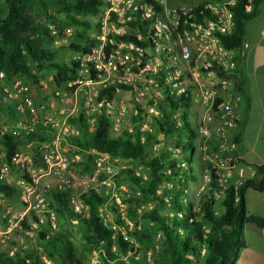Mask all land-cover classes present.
<instances>
[{"label":"trees","instance_id":"1","mask_svg":"<svg viewBox=\"0 0 264 264\" xmlns=\"http://www.w3.org/2000/svg\"><path fill=\"white\" fill-rule=\"evenodd\" d=\"M221 1V0H217ZM263 0H234L228 8L232 14L233 28L231 33L220 37L222 45L227 49L241 50L246 41V24L254 20L259 14ZM134 4H149L152 7L153 15L161 13L159 6L153 0H134ZM207 2L201 1L193 8V20L202 21L209 16L204 9ZM250 5V11L246 6ZM109 6V0H0V75L7 81L19 80L28 89L29 97L35 108H39L45 101L42 98L39 84L41 79L37 72L39 68H46L50 71L53 84L62 88L67 94H73L75 86L68 87V81L74 80L79 68L77 60H71L68 64L54 62L57 51L45 46L51 41L49 30L46 27L48 22L53 20L48 9L51 8L63 16L64 26L74 28L82 27L76 31L74 42L65 45L75 53L87 54L95 47L97 41L87 34L94 25L88 21H79L80 17H95L102 9ZM129 20L125 24L134 33L114 36L115 41L133 42L143 49H154L157 42L154 37L151 24L153 17L144 18L143 10L131 8L127 12ZM111 15V20L114 19ZM183 19H180V32L183 28ZM140 36V39L138 38ZM174 40L175 37H170ZM113 46L107 45L105 51L109 52ZM175 54V50L171 52ZM167 62V59H164ZM134 67V65H133ZM121 69V68H120ZM172 70V67H170ZM218 77L223 78L224 73L216 68ZM91 78H96L91 73ZM163 88L164 96L157 98L153 104L160 112L159 115H152L153 128L157 134L168 139L175 152L179 154L182 165L177 164L174 157L161 154L150 158L147 145L156 142L155 136L149 133L144 134V141H141V133L138 126L134 131L124 129L119 134L110 132V121L105 117L104 112L96 117L97 124L92 131H89L86 119L79 113L76 119H70L72 125H76L80 136L69 138L70 144L82 156L84 162L78 163L83 169L89 170L96 154H106L113 159H121L139 164L148 170V180L136 177L135 172L130 169L122 170L113 179L121 181L128 179L131 186L139 190L129 197L131 202L140 200H154L158 203L157 211H149L146 219L150 222L149 231L136 230V232L125 231L123 233L124 221L118 220V228H109L103 222L100 208L108 202L107 197L97 193L95 190H87L78 197L86 207V212L76 214L72 210L70 196L67 192L50 190L44 197L48 208L54 214V220L62 229L49 235L47 229L37 231L39 237V249L27 253H16L9 257L0 253V264H46L42 256H45L50 264H88L85 255L97 249L104 250V264H128L135 262L136 250L130 243L127 235L135 236L139 242L149 241L152 235H160V246L154 259V264H235L239 251L244 248L245 242L242 237V227L245 224H254L264 227V218L250 215L246 211L244 193L247 189L261 192L264 189V165L253 166L254 176L251 179H243L237 189L238 201L235 202L233 188L223 190L220 198L216 199L215 194L221 191L217 186L216 177L211 171V181L198 197L187 196L179 188L173 193L172 200L167 205L163 199L157 197L158 185L165 181L178 184L179 187H187L190 182L195 183L203 170L195 171L194 155L196 153V124L190 120L193 98L191 87H187L185 94H170L163 80L157 85ZM115 87L132 90V87L123 85H110L99 91L98 100L105 99L112 101L115 95ZM219 101L216 102V104ZM7 114L14 116L12 109L7 107ZM141 112V111H139ZM142 121L138 115L133 122ZM137 128V129H136ZM50 126L39 125L28 134L18 135L5 134L0 137L3 158L0 157V167L6 166L12 170L15 168L13 158L19 147L27 143L43 142L49 136ZM239 136L234 135V141L238 145ZM157 143V142H156ZM190 150V158H183V150ZM237 155L236 153H234ZM31 167L45 169L46 165L38 152L34 149L31 155ZM240 164H245L238 159ZM25 170V169H24ZM24 170L21 171L24 173ZM23 180L29 184L31 180L24 173ZM104 178V177H103ZM18 193V188L6 184L0 180V195L6 200H11ZM161 207V209H160ZM198 209V210H197ZM113 210L118 214L116 206ZM128 214H134L131 208L127 209ZM166 210V211H164ZM120 214V213H119ZM44 223H41L34 211H29L21 221L24 230H32L31 224L41 227L45 223L48 229L52 222L47 215ZM76 221V223H73ZM77 228L81 238V248L78 249L73 240V228ZM137 228V225H135ZM116 253L112 252V248ZM123 257L127 258L123 260Z\"/></svg>","mask_w":264,"mask_h":264},{"label":"built area","instance_id":"2","mask_svg":"<svg viewBox=\"0 0 264 264\" xmlns=\"http://www.w3.org/2000/svg\"><path fill=\"white\" fill-rule=\"evenodd\" d=\"M133 1L109 0V6L101 10V13L103 12L102 20L97 26L98 32L95 39L97 44L89 53H75L73 57V60L79 62V68L75 79L68 81V87L75 86L73 94L70 95H74V97L80 95L82 98V105L78 114L84 115L88 129L92 131L97 124L96 117L103 111L105 117L110 121V132L118 134L122 132V123L130 111L128 103L119 97V90L135 92L134 103L136 108L133 111V115L135 118L140 115L141 118L143 110L140 109L139 104L141 105V97L145 94L147 87L156 88L162 92L163 96V86L161 88L157 86L161 80H163L164 86L167 87L169 93L174 95L185 94L186 88L191 87L190 92L193 100L199 102L206 112L205 125L199 128V132L206 137L208 134L207 124L214 119L218 122L217 134L220 143L218 144L217 151L220 153V159L213 165V169L215 170L214 175L217 178V186L221 191L219 194L216 193L215 197L219 199L223 190L232 187L235 202H237V189L242 184L243 178H233L239 158L238 155L234 154H237L236 149L238 145L234 141L232 131L238 127L241 121L237 110L241 102V96L228 89L227 78L235 71L236 54L238 52L242 53V49H245L247 45L244 43L241 50L235 51L225 48L220 41V37L231 33L233 28L232 14L228 8V5L232 4V2L203 0L207 2L204 9L209 12V16L203 18L202 21L195 22L192 10L196 6L191 8L183 5L167 10L165 0H153L161 9V13L154 16L152 7L149 4L145 3L139 6L134 4ZM251 1L248 0V4ZM131 8L133 10L136 8L143 10V17L146 19L153 17L151 28L154 37L157 39L153 50L143 49L133 42L115 41L114 36L134 33L125 24V21L130 19V16H127V12ZM250 9V5L246 6V11H250ZM111 15H114V21L111 20ZM181 18L183 19V28L179 32ZM170 37H175V39L171 40ZM138 38L140 39V36ZM107 45L114 48L106 52L105 47ZM174 50L175 54H172L171 52ZM153 54L156 56L151 57ZM152 59L153 65L151 64ZM164 59H167V62H164ZM170 67H172V70H170ZM213 67L224 73V77H218L215 71L209 70ZM91 73L96 78H91ZM50 80L52 81V78ZM215 83L220 85L221 93L213 88ZM110 85L132 87V90L115 87V95L112 101L106 102L105 99L98 100L99 91ZM6 96L18 99L20 102L19 108L22 106L31 107L32 105L27 87L17 85V88L12 92H8ZM157 98L160 97H156L154 103L157 101ZM217 101L219 102L216 104ZM150 111L156 116L160 114L153 104H151ZM47 124L43 123V126H47ZM51 127H57L58 129L51 145L44 144L42 146L43 149L41 147L38 149L46 168H28L25 170L22 168L31 180V183H26L23 201L26 204L27 213L34 211L41 223L45 222L46 218L44 215H47V218L52 222V226L55 227L54 214L48 208L46 199L38 196L37 205H33L29 200L30 194L35 192L38 184V176L36 174L59 175L65 167V164L61 160L54 162L56 156L53 157V151H49L48 148L50 146L57 147L60 140L65 139L71 134L70 126L59 127V123L56 122ZM126 130L129 132L133 131L132 129ZM146 130V124L140 125L139 132L142 134L141 139H143L144 133L147 132ZM31 131L32 129H28L25 134ZM5 134L18 135L20 132L17 130L8 131L6 128L0 127V137ZM16 159L17 155L14 158V162ZM108 159L110 157L106 154H96L93 161L94 171L92 180L99 177L101 172L110 173L109 167L105 166V161ZM103 177L101 183L104 186H110L112 180L109 176ZM0 178H2V174H0ZM210 181V172L204 171L201 175L200 188L195 197H198L206 189ZM104 192H107V190ZM0 197L3 196L0 195ZM116 201L119 203L118 199ZM70 202L74 213L82 214L86 212V207L78 198L70 197ZM118 206L121 210V205L119 204ZM1 217L7 223L8 228L6 233L21 228L23 217H19L8 209L2 213ZM73 223H76V221ZM124 238L128 239L126 236ZM1 242H5V239H2ZM38 249L41 250L40 248ZM16 252L17 249L14 247L7 255L13 257ZM94 254L105 255L103 249L94 250ZM123 260H125V257H123ZM108 264L113 263L110 262Z\"/></svg>","mask_w":264,"mask_h":264},{"label":"rangeland","instance_id":"3","mask_svg":"<svg viewBox=\"0 0 264 264\" xmlns=\"http://www.w3.org/2000/svg\"><path fill=\"white\" fill-rule=\"evenodd\" d=\"M201 1L203 0H165V7L167 8V10H171L173 8L186 4L185 6L193 8ZM176 2H179L181 4L173 6V4ZM225 2H230V0ZM48 13L53 17V20L46 24V27L49 30L51 41H47L45 46L49 49L57 51V56L55 57L54 62L68 64L71 60H73L75 52L64 47L65 45L74 42V39L77 36L76 31H81L82 27L74 28L71 26H64V24H62L63 16L60 13H57L51 8L48 9ZM102 14L103 12H100L95 17H80L79 21H88L90 23H93L94 25H98L99 23H101ZM254 21L255 20H251L246 24V32L249 29L250 31L252 30ZM95 27L93 26L90 30L87 31V34L92 37V39H96V35L98 32ZM259 34L264 37L263 32ZM154 56L156 55L153 54L151 57ZM151 64L153 65V59L151 60ZM37 74L41 78L39 80V84L42 87L40 93L42 98L45 99V101L41 103V106L39 108H35L33 103L31 107L22 106L21 108H19V100L8 98L6 95L8 92L14 91L17 88V85L24 87L26 86L23 85L19 80L13 82L7 81L5 78H3L2 75H0V127L6 128L8 131L17 130L20 133H25L28 129H32L33 131L39 125V123H48L47 126L51 127V125H54V123L57 122L59 123V127H66L69 125L71 134H69L65 139L60 140L57 147L50 146L48 148L49 151H53V157L56 156V158H54V162L61 160L62 163L65 164V167L59 175L36 174V176H38V184L36 186L35 192L30 194L29 196L30 202L33 205H37V197H45L46 193H48L50 190H60L67 192L70 197H75V199H77L81 193H84L87 190H95L97 193L103 194L108 199L107 204L100 208V214L106 226L112 229L118 228L116 223L118 220L122 219L124 221L125 227V229H123L124 234L126 230L129 232H136V230L140 229L149 231L151 224L145 217L149 211L159 210L158 203L154 200H140L138 202H131L129 200V197L135 193L139 194V190L131 186V183L128 181V179H122L121 181L113 179L115 176L119 175L122 170L130 169L135 172L136 177H142L144 180H148V170L135 162L110 158L105 161V166L109 167L110 173L108 174L105 172H101V175L99 177H96L94 180H92L94 171L93 163L90 164L89 170L83 169L82 166L78 163L84 162V159L82 158V156H80V154L68 140L71 137L80 136V132L77 126L72 125L70 123V119H76L78 117V112L80 111L82 105L81 96L78 95L74 97V95L67 94L62 88H57L50 80L51 74L50 71L46 68H39ZM229 77L227 78V80L229 79ZM228 84V89L233 92L230 88L229 80ZM213 88L217 89L219 93H221V88L218 83H215L213 85ZM118 94L119 97L123 98L130 107L128 116L122 123V129H132L134 131L135 127L138 126L139 128L140 125L146 124L147 132L145 133L154 135L156 139L155 141L157 142L156 143L152 141L151 143L146 144L148 156L152 158L161 154H167V156L169 157H174L177 160L178 165H182L179 154L173 150L170 141L157 134L153 128L151 118L153 112L150 111V103H154L156 97L162 98V92L158 91L154 87L146 88L145 94L141 97V105L139 104L140 109L143 110V114L141 115L142 121H138V123L133 122V120L135 119L133 111L136 108V105L134 103L136 96L135 92L119 90ZM192 101L194 105L193 108H191L190 120L194 124H196L197 127L195 138L197 150L194 155L195 163L193 167L196 168L195 171H199V169L203 170L200 175H202L204 171H208L210 172V174L211 171L215 173L213 165L220 159V153L217 151L218 144L220 143L219 136L217 134L218 122L214 119L212 122L207 124L208 134L206 137L201 134L199 132V128L205 125V108L199 102H196L195 100ZM7 107H10L12 109V112L14 113L13 117L7 114ZM57 131V127L52 128L50 130L49 136L46 137L43 142L27 143L19 147L16 154L17 159L15 160V162V157L13 158V163L15 164L14 169L10 170L4 165L0 167V174H2V178H0V180L8 185L18 188L17 195H15L11 200H6L4 197H0V253L7 254L14 247L17 249L16 253L20 254L38 249L40 247V241L37 231H43L47 229L49 235H53L63 227L62 225L59 226L56 220H54L55 227L52 226L49 229L47 223H45L41 227H37L35 224H31L32 230L30 231L24 230L21 226L20 229H15L6 233L8 228L7 223L6 220L2 219L1 217L2 213L7 209L23 218L28 214L26 212V204L23 201L26 182L22 178V175L24 173L21 171V169L32 168L30 158L33 150L36 148L39 149L40 147L43 149L42 146L44 144L51 145V142L55 138ZM141 141H144V137L143 139H141ZM206 147H208V149H206ZM182 156L185 159H189L190 150L184 149ZM0 157L3 158L1 145ZM103 176H109V178L112 180L110 186H104L101 183ZM200 185L201 176H199L198 180L195 183L190 182L187 187H179L178 184L173 185L172 183L163 181L158 185L156 195L157 197L162 198L163 202L168 205L172 200L173 193L178 188L187 196L195 197L198 189L200 188ZM106 190L107 192H104ZM116 199L119 200V203L116 201ZM119 204L121 205V210L118 206ZM114 206L117 207L118 214L114 212ZM128 208L133 209L135 213L128 214ZM135 225H137V228L135 227ZM73 231L74 235L72 236V240L75 246L80 249V234L75 226L73 228ZM127 238L136 250V263L154 264V259L156 258L160 246L159 234L152 235L149 241L144 242L137 241L135 236L131 235H127ZM2 239H5V242L2 243ZM112 252L116 253L117 251L116 249L113 250L112 248ZM103 257V255H95L94 251H91L90 253H87L85 255V260L88 262V264H104ZM42 259L46 264H50L49 260L45 256H42ZM125 260L127 261L126 257ZM128 264L134 263L128 262Z\"/></svg>","mask_w":264,"mask_h":264},{"label":"crops","instance_id":"4","mask_svg":"<svg viewBox=\"0 0 264 264\" xmlns=\"http://www.w3.org/2000/svg\"><path fill=\"white\" fill-rule=\"evenodd\" d=\"M254 20L252 30L246 32L247 47L236 54L235 71L228 79L232 91L241 96L237 108L241 121L232 133L239 136L236 152L245 163H238L233 178L251 179L253 166L264 165V37L259 34L264 35V0ZM244 202L248 214L264 218V189H247ZM242 237L245 246L235 264H264V227L245 224Z\"/></svg>","mask_w":264,"mask_h":264}]
</instances>
